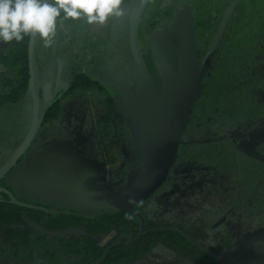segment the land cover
Returning <instances> with one entry per match:
<instances>
[{"label": "rangeland", "instance_id": "obj_1", "mask_svg": "<svg viewBox=\"0 0 264 264\" xmlns=\"http://www.w3.org/2000/svg\"><path fill=\"white\" fill-rule=\"evenodd\" d=\"M261 1L264 2V0ZM49 2L54 3L55 0H49ZM255 2L256 0H151L153 5L145 16L147 35L146 38L141 36L137 39L133 48L136 56L139 55L138 51H146L149 47L153 48V42L158 41L155 48L167 55L161 54L159 56L170 62L177 60L180 52L177 27L179 28V21L185 13L193 14L197 20L195 25L198 37L205 43L201 44L205 48H202L204 58L202 57L203 62L200 66L202 71L201 95L198 100L200 102L197 103L198 105L194 110L196 126L190 131L187 138H184L185 144L194 141L192 138L203 137L204 131L207 129V122L212 123V127L215 129L218 125L215 130L217 138L222 140L224 136L229 134L223 125L228 118V113H231L234 106L229 107L222 104L223 93L221 91L225 92L230 89L235 94L239 89L237 86L239 84L236 83L239 80L232 78L233 76L230 77L239 71L234 63L237 56V46L234 44L229 51H225L227 44L224 49L218 48V46L222 44L225 29L234 26L228 21L235 13L234 8L237 4H244L246 7L248 4L252 5L247 8L246 13H248L249 9L256 7L254 6ZM133 4V0L127 3L121 0L122 15L110 17L104 24L89 25L83 17L74 21L71 18L64 19L63 14H61L57 18L56 34L49 46H45L44 41L36 35L32 52L33 79L30 92L18 103L5 106L0 110V161L1 157L17 147L23 139L25 140L26 134L32 126L35 109L38 108L40 127L30 149V155H44L46 151L48 152V147L58 145L57 139L60 138L62 131H75L74 139L77 141L73 145V153L88 161L86 167L95 165L100 169L102 168V172L95 181L107 185L112 184L110 185L111 193L125 185V178L129 169L138 172L139 166L132 156V149L134 145H139L140 152L145 158L146 141L138 126L137 114L141 99L149 94L151 89L142 90L138 87L137 90L128 91L127 95H135L141 92L134 102H130V99L129 102L125 103L126 97L120 98L123 106L124 104L127 106V110H123L121 116L126 117L131 141H129V137L125 139L124 134L121 135L120 125L116 123V120L111 125L110 134L105 138L104 134L107 133L105 131L109 130L106 125V109L110 96L99 86L82 90L78 94H70L69 101L71 102H64L59 120L50 124L43 123L44 112L51 100L55 98L54 93L57 87L62 85L60 78L67 76L66 74L76 76L81 73H88V71H94L98 74L99 70H105L116 81L120 75L115 73L123 70L126 73L123 75L126 76L125 79L130 82L137 80L138 72H136L133 64H129L133 61V56H130V61L125 64L108 57H104L101 61V54L107 39L100 30L101 28L104 30L109 25L112 33H122L124 37L123 46L127 52L128 19L130 11L134 7L128 13L125 9ZM170 19L177 24V27L165 30L162 35H158L156 40L155 34L158 24L160 21ZM235 27H240V24H236ZM213 37H215L214 46L217 45L218 53L222 52L223 54L218 61L219 70L216 76H214L215 69L212 67V61L217 54L208 55L211 51L210 46L212 44L210 41ZM13 49L14 47L9 42L0 41V57L4 58L0 62V93L8 91L3 80L15 77L17 72L10 54L13 53ZM237 49L240 50V48ZM258 57L263 59L264 53ZM262 64L264 67V62ZM261 71L264 73L263 70ZM223 74H226L224 85L219 82ZM262 77L264 78V75ZM262 85L248 93L254 103L260 107H264V86ZM241 104L244 106L243 108H247L245 101H241ZM132 107L137 112L134 115L130 110ZM97 129L98 131H96ZM197 130H199L198 133ZM65 138L67 139L66 144L70 145L72 143L71 138L67 135ZM231 140H234L230 143L232 148H235L231 151L234 165L233 168L230 167L229 169L232 170L226 169L222 172L221 169L205 168L203 165L202 170L190 173V167H188L191 157L190 150H181L171 182L158 192L152 201L144 207L143 211L152 226L162 224L181 226L193 241L203 247L210 248L213 251L212 255L217 257L220 264H264V225L255 224L258 217H264V204L261 200L257 201L251 198L248 188L246 189V196L243 195L244 184L240 180L238 171L243 167L242 175L245 177L244 160L243 158L239 160V151L244 156L250 155L258 160H264V138L247 139L245 137L241 139L234 133ZM62 143L64 144V142L60 143L63 147L62 150L67 148V152H69L68 146ZM222 145L223 143L220 144V148L224 149L221 147ZM51 150H49V156L53 154ZM69 159L71 158L69 157ZM32 162L28 160L29 165H32ZM36 162L42 166H49L44 162ZM221 163H223L222 159ZM77 176L80 175H60L59 182L63 184L58 182L57 187L61 186L63 190L68 192L69 196H89L81 184L77 186L66 182ZM10 177L13 180H18L19 171L15 169ZM17 194L19 195L18 192ZM256 201L261 202V204H256ZM251 237H254L255 242L251 241ZM113 238V234L103 237L101 239L102 245L109 244ZM135 264L198 263L190 255H180L175 250L168 248H156Z\"/></svg>", "mask_w": 264, "mask_h": 264}, {"label": "trees", "instance_id": "obj_2", "mask_svg": "<svg viewBox=\"0 0 264 264\" xmlns=\"http://www.w3.org/2000/svg\"><path fill=\"white\" fill-rule=\"evenodd\" d=\"M249 6L252 5L248 4L246 7L244 4H237L234 8L235 13L228 21L234 26L225 29L222 44L218 46V48L224 49L227 44L225 51H229L234 44L237 46V56L234 63L239 71L230 77L233 76L232 78L239 80L236 82L239 84L237 85L239 89L235 94L230 89L225 92L221 91L223 93L222 104L229 107L234 106L231 113H228V118L223 125L229 134L224 136L222 140L217 138L215 130L218 125L215 129L212 127V123L207 122V129L204 131L203 137L193 139L189 136L194 141H189L182 147V150H190L191 157L188 165L190 173L202 170L203 165L205 168L221 169L222 172L230 167L233 168L234 162L231 151L234 147L232 148L230 142H234L231 140L234 133L241 139L245 137L247 139L264 138V107L256 105L248 95L252 89L259 88L262 84L264 86V78L262 77L264 73L261 71H264L262 64L264 58L258 57L264 53V2L256 0L254 5L256 7H252L246 13ZM236 24H240V27H235ZM177 31L179 42H181L180 28L177 27ZM30 41L31 35H28L20 43L9 42L14 47L13 53L10 54L17 72L15 77L3 80L8 91L0 93V110L5 106L18 103L30 92L33 79V50L30 51ZM127 45L128 53H126L131 57L133 56V61L129 64H133L143 81H145L144 76H146L150 80L149 86L157 92L161 89L162 84L156 67V58L161 54H166L160 49L149 47L146 51H138L139 56H136L130 44ZM210 47L211 51L208 55L217 54V58L214 57L212 61V67L215 69L214 76H216L219 70L218 61L223 54L222 52L218 53L217 45L212 44ZM198 48L200 67L203 62L202 48L205 46L199 44ZM129 57L126 63L130 61ZM3 59L0 57V62ZM172 64L176 68L177 61L175 60ZM219 82H222V85L225 84L226 74L221 76ZM145 83L143 82V84ZM146 87L144 86V88ZM141 89L143 90V88ZM133 90L135 88L130 91L126 90V92L129 93ZM132 95L125 94L124 96L130 97ZM241 101H245L247 108H243ZM199 102L197 103L199 104ZM60 113V106L58 104L53 105L46 111L43 121H55L59 119ZM138 126L140 128V125ZM195 126V115H193L185 138ZM140 130L143 135L141 128ZM196 132L198 133L199 130ZM66 140L64 142H67ZM23 141L24 139L18 146ZM221 143H223L221 147L224 149L220 148ZM136 147L137 157H135V161L139 166L138 171H140L145 158L140 152V146L137 145ZM238 155L239 160L243 158L245 166V177L242 175L243 167L238 169L240 180L244 184L243 195L246 196V189L248 188L251 198L257 201L261 200L264 204V160H258L250 155L244 156L240 151ZM221 159L223 163H221ZM131 171L132 169H129L128 173ZM171 180L172 174L168 182ZM168 182L164 187L168 185ZM257 201L256 204H261ZM143 215L146 214L143 213ZM255 224L264 225V217H258ZM33 225L48 231L78 228L82 230V233L70 237H51L36 231ZM141 233V219L123 212L107 213L96 219L66 214L51 215L44 211L19 207L12 203L6 195L0 199V264H135L156 248H168L175 250L180 255H190L198 264H220L218 259L210 256L206 251L202 252L192 246L194 245L192 238L179 225L152 226L147 218L146 229ZM109 234H113L114 239L108 245L103 246L100 239Z\"/></svg>", "mask_w": 264, "mask_h": 264}, {"label": "water", "instance_id": "obj_3", "mask_svg": "<svg viewBox=\"0 0 264 264\" xmlns=\"http://www.w3.org/2000/svg\"><path fill=\"white\" fill-rule=\"evenodd\" d=\"M145 5L132 13L130 19V38L134 44ZM181 50L176 69L164 57L156 59V67L162 80V92L152 96L144 106L139 124L146 140V156L140 171L131 172L127 177V185L110 199V203L118 205L123 212L141 219L142 230L146 228V218L135 207L147 202L168 181L171 170L175 166L179 149L184 144L183 134L186 131L194 106L201 95L199 62L200 54L196 38L194 19L191 13H185L180 20ZM36 35H31L30 51L33 50ZM40 127L38 108L33 115L32 126L23 143L11 154L6 164L0 169V181L14 169L32 146ZM6 193L12 202L19 207L47 211L51 214L72 215L96 218L106 205L105 201L87 198H69L60 192L41 186H29L28 193L36 201L55 208L43 207L20 202L10 192ZM56 209H63L59 212ZM110 212V211H107ZM33 228L51 237H70L82 233L81 229L72 228L61 231H48L40 226Z\"/></svg>", "mask_w": 264, "mask_h": 264}, {"label": "flooded vegetation", "instance_id": "obj_4", "mask_svg": "<svg viewBox=\"0 0 264 264\" xmlns=\"http://www.w3.org/2000/svg\"><path fill=\"white\" fill-rule=\"evenodd\" d=\"M128 1H131V0H124V2H126V3ZM133 1H134L135 5L133 4L134 6L133 5L128 6L125 9L126 13H128L130 11V9L134 7L130 11L131 13H130V16L128 19V33H127L128 35H126L127 40L125 39L126 42L128 41V43L132 47V50L135 47L136 41L139 37L145 36V38H146V35H147L146 28L147 27L145 24L146 23L145 22V16L147 14V11H149V9L153 5L151 3V0H133ZM143 4L145 5L144 12L142 15V20L140 22L137 35L135 37V41H134L135 43L133 44L131 42V38H130V19H131L132 13L135 10H137L138 8H140ZM192 16H193V14H192ZM193 19H194V24H195L197 20L195 19L194 16H193ZM109 27H110V25L107 28H105L104 30L102 28L100 30L101 33L103 34V36L106 37V39H107V41L105 43L104 51L101 54V61L104 59V57H106V58L108 57L110 59H113L114 61H119V62H122V64H125L130 55H128L126 53L125 46H123L124 37L122 36L121 32L112 33V31ZM173 27L176 28L177 24H175L174 21H171V19L167 20V21H164V20L160 21V23L157 26V31L155 34L156 40H157V37H159L158 35H162L165 30L172 29ZM179 28H180V21H179ZM195 30H196V38H197L198 46H199V44H205L198 37L196 25H195ZM210 36L212 37V34ZM180 38H181V32H180ZM213 39H214V37L211 39L210 44L215 43V39L214 40ZM154 40H155V38H154ZM157 42H153V44H152L153 47L156 46ZM180 50H181V42H180ZM44 53H45V51H44ZM199 54H200V52H199ZM71 55L73 56V53ZM75 55H76V53H75ZM179 55H180V52H179ZM159 57H162V56H159ZM178 58H179V56H178ZM178 58H177V60H178ZM170 63L172 64V62H170ZM172 66L174 67L173 64H172ZM199 69L201 71V67ZM115 74L120 75V77L118 76L119 79H117L116 81L113 79L114 77H112V75L109 74L105 70H99L98 74L94 73V71H88V73H81V74L76 75V76H73L71 74H66L67 76H63L62 78H60L62 85L57 87V89L54 93L55 98L53 100H51V103H49L48 107L46 108L44 115H43V120H44V117L46 115V111L48 109H50L51 107H53V105L58 104L60 106V112H61L64 102H67V103L71 102V101H69L70 94L71 95L78 94L82 90H89L91 87L99 86L105 91V93L108 96H110L108 104H107L108 107L106 109V117H107L106 118V125L109 127V130L105 131V132H107L104 134L105 138H107L108 135L110 134L109 131L111 130V125L116 120V123H119V125H120L121 135L124 134V136L126 137L125 139H127V137H129L128 139H129V141H131L130 140L131 134H130L128 122L126 121V117L123 118L121 116V114H123V112H124L123 110H127V108H126L127 106H125V104H124L125 107L123 106L120 98L123 97L127 93L126 90L130 91L133 88L138 89V87L143 88V90L144 89L146 90V88L151 89L149 94H147L143 99H141L140 109H139V112L137 114L138 115V119H137L138 125H140L139 124V118L144 111L145 104L147 103V101L152 96L159 95L162 92L163 83L161 80V84H162L161 89H159L156 92L152 89L153 87L149 86L150 80L146 76H144L145 81H143L142 77H139V74H138L137 80L130 82V81H128V79L124 78L126 76H123V75H126V73H124L123 70L120 72H117ZM142 81L146 82V83L143 84ZM144 86H147V87L144 88ZM140 93L141 92H139V94H136V96L132 95L133 97L130 96L131 98L127 96L124 102L127 103V102H129L130 99H131L130 102H134V100L136 99V97L138 95H140ZM199 99H200V97L198 98V100ZM198 100H197V102H198ZM197 102L194 106V110H195V107L197 105ZM130 110L133 112V115L137 113V112H135L134 107H132ZM194 110H193V115H194ZM193 115H192V117H193ZM60 116H61V113H60ZM57 120H59V119H57ZM57 120H55V121H57ZM191 120H192V118H191ZM52 122H54V121H52ZM44 123L50 124L51 122H44ZM190 123H191V121H190ZM190 123H189V125H190ZM189 125L183 134V141L185 138V133L187 132V130L189 128ZM96 131H98V129ZM65 135H67L69 138H71V142L73 144L70 143V145H69V144H66V142H64V140H66ZM75 136H76L75 131H69V132H66V131L63 132L62 131L60 138L57 139L59 141L58 145H53L51 147H48V152L46 151V153L44 155H39V156L30 155V149L32 147L31 146L30 149L28 150V152L19 161L18 165L14 169H12L4 179H2L0 181V189H3V190L10 192L20 202H23V203L28 204V205L43 207V208H46L48 210H53L55 208L49 207L45 204H42V203L36 201L34 198L30 197V195L28 193L29 186H41L44 188L50 187V189L56 190V191L60 192L62 195L69 197V198H87V199L105 201L106 205L104 206L103 209H101L98 212V213H104V214H102L98 217H101V216H103L107 213H111V212H123V210L120 206L111 204L110 199L127 185L126 180H127L129 173L127 172V174H126L125 183H124L125 185L123 187L119 188L116 192L111 193V189H110L111 186L110 185H112V184L107 185V184H102V183L95 181L96 177H99L100 172H102V168L100 169L99 167H97L95 165H91L92 167H86V165L88 164V161L73 153V145H75L76 141H77L76 139H74ZM143 137H144V134H143ZM144 139H145V137H144ZM61 142H64V144L68 146V148L70 149L69 152H67V148L65 150H62L63 147L60 145ZM184 145H185V141H184V144L179 149L178 159H177L175 166L171 170L170 176H171V174H173L172 172L175 171V167L178 164V161L180 158V152H181L182 147ZM17 148L16 147L13 148V150L9 151L7 153V155H4V157H1L0 169L6 164L8 158L11 156V154ZM136 148H137L136 145H134V147L132 149L133 158L137 157L136 156L137 155V149ZM50 149H52L51 151L53 154L49 156L48 153H49ZM53 157H55V158H53ZM69 157L71 159H69ZM28 160L33 161L32 165L28 164ZM36 161L44 162V163L48 164L49 166L48 167L42 166V165H40V163H37ZM15 169H17L20 173V177L18 180H13L10 177L12 172ZM50 172H52V173H50ZM131 172H135V171H131ZM63 174L80 175V176L75 177L73 180H67L66 182H70V183L77 185V186H79V184H81V186L85 187V189L89 193V196L88 195H82V196H78V197L69 196L67 194L68 192L63 190V188H61V186L57 187V184L61 183V182H59L60 175H63ZM169 178H168V180H169ZM87 179H89V180L86 182ZM167 182L162 186V188L159 189V191L163 190V188L167 184ZM169 183L170 182H168V184ZM62 184L63 183H61V185ZM17 192L19 193V195L17 194ZM158 192L156 194H154L144 204L135 207V210L140 212L143 215L144 207L152 201V199L158 194ZM3 195H6L7 197H9L6 193H0V199L2 198ZM9 199H10V197H9ZM11 202H12V200H11ZM56 210L59 212L64 211L63 209H56ZM107 211H110V212H107ZM44 212L51 214L47 211H44ZM123 213L127 214L125 212H123ZM51 215H61V213L51 214ZM72 215H77V212L73 211ZM128 215H130V214H128ZM98 217H96V218H98ZM144 217L146 218V223H147V216L145 215ZM84 218H87V217H84ZM96 218H91V219H96ZM144 231L145 230H142V233ZM253 238L254 237H251L250 239L252 242H255ZM101 239H100V241H101ZM120 242H122V240H120ZM192 243L194 244L192 246L196 247L200 251H202V252L206 251L210 256L215 257L214 255H212L213 251L210 248L203 247L200 244H198L196 241H193V240H192ZM103 246H105V245H103ZM246 246H248V245H246ZM215 258L217 259V257H215ZM3 264H7V263H3Z\"/></svg>", "mask_w": 264, "mask_h": 264}, {"label": "clouds", "instance_id": "obj_5", "mask_svg": "<svg viewBox=\"0 0 264 264\" xmlns=\"http://www.w3.org/2000/svg\"><path fill=\"white\" fill-rule=\"evenodd\" d=\"M121 0H0V41L22 42L28 35H38L45 46L53 42L57 18L80 20L89 25L104 24L120 16Z\"/></svg>", "mask_w": 264, "mask_h": 264}]
</instances>
